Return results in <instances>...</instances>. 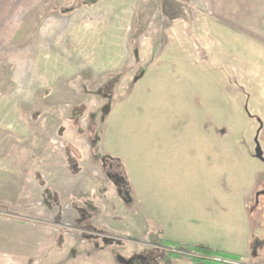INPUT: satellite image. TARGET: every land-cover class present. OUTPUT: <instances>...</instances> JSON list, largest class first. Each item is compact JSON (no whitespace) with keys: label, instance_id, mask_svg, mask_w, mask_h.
Listing matches in <instances>:
<instances>
[{"label":"rangeland","instance_id":"374dc122","mask_svg":"<svg viewBox=\"0 0 264 264\" xmlns=\"http://www.w3.org/2000/svg\"><path fill=\"white\" fill-rule=\"evenodd\" d=\"M91 1L42 2L0 53L12 61L40 23ZM131 5L120 68L22 83L14 150L39 176L15 171L0 191V264H264V43L213 31L204 0ZM0 63L1 96L17 84Z\"/></svg>","mask_w":264,"mask_h":264},{"label":"crops","instance_id":"0c3cea01","mask_svg":"<svg viewBox=\"0 0 264 264\" xmlns=\"http://www.w3.org/2000/svg\"><path fill=\"white\" fill-rule=\"evenodd\" d=\"M44 1L47 0H0V48L24 30L27 16ZM131 1L93 0L79 8L71 7L60 19L45 14L48 20L34 29L37 33L34 46L14 56L12 61L11 55L0 53V62L13 65L17 84L13 93L0 96V191L9 184L15 171L24 173L27 169L31 177L38 175L35 154L14 150L18 142L24 143L28 131L19 119L22 83L29 77L27 90H39L51 86L60 76H72L80 65L93 72L120 68L121 16L135 14L137 9L131 7ZM204 5V17L209 18L213 31L238 33L264 43V0H204ZM23 158L29 159V163L20 161ZM25 181V178L17 180L18 187H24Z\"/></svg>","mask_w":264,"mask_h":264},{"label":"trees","instance_id":"16d2710c","mask_svg":"<svg viewBox=\"0 0 264 264\" xmlns=\"http://www.w3.org/2000/svg\"><path fill=\"white\" fill-rule=\"evenodd\" d=\"M167 243H172L174 245H178L179 247H181L179 243L176 242H172V241H168ZM188 249L191 251H195L196 253L205 256V257H219L223 260H235L238 261L241 257L238 254H230L228 252L225 251H216L214 249L211 248H207L204 246H200V245H194V246H190L188 245ZM198 260V259H196ZM204 263H206V260H202ZM211 264H228L225 263L223 261H219V260H215V261H211Z\"/></svg>","mask_w":264,"mask_h":264},{"label":"water","instance_id":"95a60500","mask_svg":"<svg viewBox=\"0 0 264 264\" xmlns=\"http://www.w3.org/2000/svg\"><path fill=\"white\" fill-rule=\"evenodd\" d=\"M255 156L264 163V152L260 142L258 141V137L256 138ZM261 193L264 194V189L261 191Z\"/></svg>","mask_w":264,"mask_h":264},{"label":"flooded vegetation","instance_id":"af4514ba","mask_svg":"<svg viewBox=\"0 0 264 264\" xmlns=\"http://www.w3.org/2000/svg\"><path fill=\"white\" fill-rule=\"evenodd\" d=\"M115 183L119 186V184H121V181L116 180ZM122 186L123 187H121V188L123 189L125 186H124V184H122ZM119 190H120V188H119ZM127 195H128V193H127ZM260 195H264V194H262L261 191H259V192L256 193V202H258V198L260 197Z\"/></svg>","mask_w":264,"mask_h":264}]
</instances>
